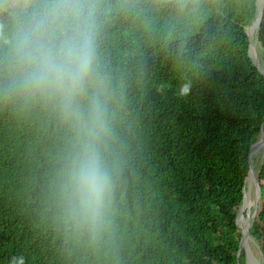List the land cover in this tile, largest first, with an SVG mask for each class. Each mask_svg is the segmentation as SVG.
I'll use <instances>...</instances> for the list:
<instances>
[{"label":"trees","instance_id":"obj_1","mask_svg":"<svg viewBox=\"0 0 264 264\" xmlns=\"http://www.w3.org/2000/svg\"><path fill=\"white\" fill-rule=\"evenodd\" d=\"M258 13V0H100L116 188L99 246L68 240L57 219L73 132L51 107L0 89V264H247L237 216L264 136V75L247 33ZM259 30L264 55V16ZM255 171L250 236L264 264V149Z\"/></svg>","mask_w":264,"mask_h":264},{"label":"clouds","instance_id":"obj_2","mask_svg":"<svg viewBox=\"0 0 264 264\" xmlns=\"http://www.w3.org/2000/svg\"><path fill=\"white\" fill-rule=\"evenodd\" d=\"M99 16L100 0H0V89L51 107L73 132L53 196L67 239L90 246L110 234L116 188L105 155L112 130L98 71ZM190 90L185 83L179 95Z\"/></svg>","mask_w":264,"mask_h":264},{"label":"water","instance_id":"obj_3","mask_svg":"<svg viewBox=\"0 0 264 264\" xmlns=\"http://www.w3.org/2000/svg\"><path fill=\"white\" fill-rule=\"evenodd\" d=\"M258 5H259V13L257 15V19L252 23L251 26L247 27V33H248L249 38H250V50H249L250 57L252 58L253 62L255 63L256 67L261 72V74L264 75V65H263V67H261L258 59H256L252 55V50L255 47V44L253 42V32H254L253 26H254L255 23H257L256 29H257V39H258L259 38V33H260L259 29H260V26L262 24L263 16H264V0H258ZM263 133H264V129L262 128L260 136ZM257 143H258V141L255 144H253L252 147H251V152H250V172H249V175H248V177L246 179V184H247L249 178L253 174V180L256 183V187H257V197L254 200V202H252V205L254 207L253 208V215L249 216V211H246V207H245L246 187H245L243 204H242V206H241V208L239 210L238 216H237V224L240 226V228L242 230V239H241V242H240L238 255L241 253L242 249L245 248L246 253H247V264H249V257H248V250H247L248 239L250 238V230H251V228L253 226L254 219H255L256 214L258 212L260 198H261V195H262V191H261V187L259 185L258 179H257V174H256V171H255L254 159H253V150H254V146H256ZM263 147H264V142H263ZM241 222H243L244 225H242ZM252 263L255 264L254 261Z\"/></svg>","mask_w":264,"mask_h":264},{"label":"rangeland","instance_id":"obj_4","mask_svg":"<svg viewBox=\"0 0 264 264\" xmlns=\"http://www.w3.org/2000/svg\"><path fill=\"white\" fill-rule=\"evenodd\" d=\"M256 36H257V29H255L253 32V42L255 44V47L252 50V55L256 59H258L260 66L262 67L264 65V55H263V50L261 48V45L259 44ZM259 140H260V137H259ZM259 142H261V140ZM263 149L264 147H261V149H259V151H257V153L253 155L255 169L262 161ZM246 190L249 193L247 195L249 198H248V202L246 205V211H249V216H251L253 215V208H254L252 205V202H254V200L257 197L256 183L254 181L251 184L247 183ZM241 224L244 225L243 222H241ZM247 250H248L249 264H253L252 263L253 261L255 264H261V261H262L261 252L259 251L256 241L251 236L248 239Z\"/></svg>","mask_w":264,"mask_h":264},{"label":"bare ground","instance_id":"obj_5","mask_svg":"<svg viewBox=\"0 0 264 264\" xmlns=\"http://www.w3.org/2000/svg\"><path fill=\"white\" fill-rule=\"evenodd\" d=\"M254 25H255V27H257V23H255ZM255 29H256V28H255ZM262 67H263V66H262ZM263 142H264V136H263V139L261 140V142H258L257 145L254 146L253 155H254L255 153H257V151H259V149H261V147H263ZM253 181H254V180H253V174H252L251 177H250L249 180H248V183L251 184ZM248 194H249V193H248L247 190H246L245 207H246V205H247L248 198H249V197L247 196Z\"/></svg>","mask_w":264,"mask_h":264}]
</instances>
